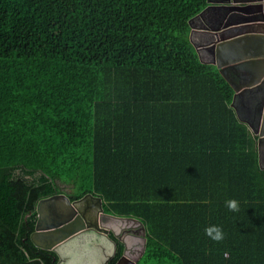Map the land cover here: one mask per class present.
I'll return each instance as SVG.
<instances>
[{
  "label": "trees",
  "instance_id": "obj_1",
  "mask_svg": "<svg viewBox=\"0 0 264 264\" xmlns=\"http://www.w3.org/2000/svg\"><path fill=\"white\" fill-rule=\"evenodd\" d=\"M205 4L0 0V264H54L28 233L55 192L139 218L134 264H264L255 137L188 38Z\"/></svg>",
  "mask_w": 264,
  "mask_h": 264
},
{
  "label": "water",
  "instance_id": "obj_2",
  "mask_svg": "<svg viewBox=\"0 0 264 264\" xmlns=\"http://www.w3.org/2000/svg\"><path fill=\"white\" fill-rule=\"evenodd\" d=\"M209 6L188 19V38L197 54L201 49L209 53L207 62L232 88L230 105L255 137L257 163L264 168V0H218L212 5L216 11L200 26L202 43H195L190 37L191 20ZM51 206L61 215L50 211ZM35 214L31 239L54 251L55 264H105L116 240L121 242V252L111 264H134L144 250L143 222L104 212L100 196L90 192L71 200L63 192L41 197ZM36 234L45 236L44 243L35 239Z\"/></svg>",
  "mask_w": 264,
  "mask_h": 264
},
{
  "label": "crops",
  "instance_id": "obj_3",
  "mask_svg": "<svg viewBox=\"0 0 264 264\" xmlns=\"http://www.w3.org/2000/svg\"><path fill=\"white\" fill-rule=\"evenodd\" d=\"M217 2H218V0H206L205 5H211V6H209L201 16L192 18L191 24L193 26V28H192L193 30L191 31L190 37L195 43H202V40L204 39V34L201 32L202 30H201L200 26L202 24H204L205 18L208 19L210 14H212L213 12L216 11V9L212 5L216 4ZM189 31H190V27H189ZM197 55H198V58L204 62H207V60H209V58H210L209 53L203 49H201L199 51V54H197Z\"/></svg>",
  "mask_w": 264,
  "mask_h": 264
},
{
  "label": "flooded vegetation",
  "instance_id": "obj_4",
  "mask_svg": "<svg viewBox=\"0 0 264 264\" xmlns=\"http://www.w3.org/2000/svg\"><path fill=\"white\" fill-rule=\"evenodd\" d=\"M264 161V157H262V162ZM78 198V197H77ZM38 200L39 199H37L36 200V202H35V205H34V209H35V207H36V205H37V202H38ZM56 209L57 208H54L53 206H51L50 207V211H54L56 214L55 215H57V216H60L61 215V211H59V212H56ZM53 212V213H54ZM93 212V211H92ZM92 214V213H91ZM36 215V214H35ZM54 215V216H55ZM56 216V217H57ZM101 219H102V217H101ZM35 221V220H34ZM33 228H34V224H33ZM33 228L30 230V232L28 233V237H29V240H30V242L32 243V245L34 246V248H33V251L34 252H36V251H41V250H44L45 251V253L46 254H50V258L51 259H53L54 260V264H55V261H56V259H57V255L54 253V251H52L51 249H48V248H43V247H40V246H37V245H35L34 244V242H33V240L31 239V232L33 231ZM109 234V233H108ZM34 237H35V239L38 241H40L41 243H44L42 240H44V238H45V236L44 235H42V234H36V235H34ZM53 252V253H52ZM39 256L38 255H35L34 256V258H38ZM109 260V259H108ZM108 260L106 261V263L105 264H107L108 263ZM5 264H13V262L12 261H8V262H6Z\"/></svg>",
  "mask_w": 264,
  "mask_h": 264
},
{
  "label": "rangeland",
  "instance_id": "obj_5",
  "mask_svg": "<svg viewBox=\"0 0 264 264\" xmlns=\"http://www.w3.org/2000/svg\"><path fill=\"white\" fill-rule=\"evenodd\" d=\"M65 190H68V187H64Z\"/></svg>",
  "mask_w": 264,
  "mask_h": 264
}]
</instances>
